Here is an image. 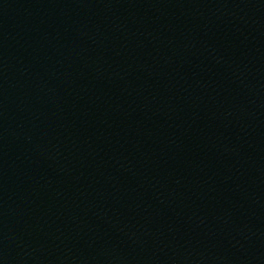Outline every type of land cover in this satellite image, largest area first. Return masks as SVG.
I'll use <instances>...</instances> for the list:
<instances>
[{
    "label": "water",
    "instance_id": "water-1",
    "mask_svg": "<svg viewBox=\"0 0 264 264\" xmlns=\"http://www.w3.org/2000/svg\"><path fill=\"white\" fill-rule=\"evenodd\" d=\"M0 264H264V0H0Z\"/></svg>",
    "mask_w": 264,
    "mask_h": 264
}]
</instances>
